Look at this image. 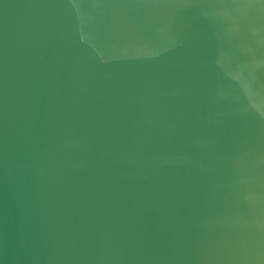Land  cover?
I'll return each mask as SVG.
<instances>
[{
    "label": "water",
    "instance_id": "95a60500",
    "mask_svg": "<svg viewBox=\"0 0 264 264\" xmlns=\"http://www.w3.org/2000/svg\"><path fill=\"white\" fill-rule=\"evenodd\" d=\"M0 264H264V0H0Z\"/></svg>",
    "mask_w": 264,
    "mask_h": 264
}]
</instances>
